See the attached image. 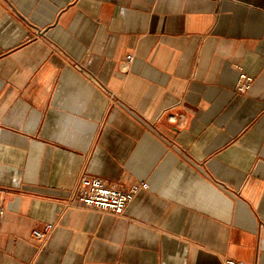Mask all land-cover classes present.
Here are the masks:
<instances>
[{
  "label": "crops",
  "instance_id": "crops-1",
  "mask_svg": "<svg viewBox=\"0 0 264 264\" xmlns=\"http://www.w3.org/2000/svg\"><path fill=\"white\" fill-rule=\"evenodd\" d=\"M0 192V264H264V0H0Z\"/></svg>",
  "mask_w": 264,
  "mask_h": 264
},
{
  "label": "built area",
  "instance_id": "built-area-1",
  "mask_svg": "<svg viewBox=\"0 0 264 264\" xmlns=\"http://www.w3.org/2000/svg\"><path fill=\"white\" fill-rule=\"evenodd\" d=\"M131 60L132 57H128L123 63V70H127ZM250 82L251 80L249 78L240 75L237 90L240 93L247 91ZM146 190L147 185L145 183H140L126 189L109 186L102 180L82 176L75 186L73 203L75 207L85 210L112 216H120L135 196L139 192ZM1 194L2 193L0 192V220L4 215ZM52 230L53 224H45L40 229L32 230L31 237L37 241L43 242L48 238ZM227 264L234 263L227 262Z\"/></svg>",
  "mask_w": 264,
  "mask_h": 264
},
{
  "label": "water",
  "instance_id": "water-1",
  "mask_svg": "<svg viewBox=\"0 0 264 264\" xmlns=\"http://www.w3.org/2000/svg\"><path fill=\"white\" fill-rule=\"evenodd\" d=\"M83 72V71H82ZM84 73V72H83ZM87 75V74H86ZM88 76V75H87ZM89 77V76H88Z\"/></svg>",
  "mask_w": 264,
  "mask_h": 264
}]
</instances>
